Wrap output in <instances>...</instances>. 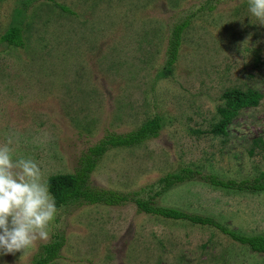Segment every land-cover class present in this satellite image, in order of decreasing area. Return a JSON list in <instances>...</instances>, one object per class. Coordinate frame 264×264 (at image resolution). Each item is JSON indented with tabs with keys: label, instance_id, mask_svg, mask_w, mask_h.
Wrapping results in <instances>:
<instances>
[{
	"label": "rangeland",
	"instance_id": "374dc122",
	"mask_svg": "<svg viewBox=\"0 0 264 264\" xmlns=\"http://www.w3.org/2000/svg\"><path fill=\"white\" fill-rule=\"evenodd\" d=\"M191 14L172 73L157 80L170 28ZM12 25L22 46L0 41V145L11 137L14 158L35 160L46 181L74 173L89 148L155 115L158 136L107 150L90 174L94 186L147 200L143 189L184 167L234 180L264 171V152L248 154L264 142V23L248 0H0V38ZM230 88L262 97L226 137H213L206 131ZM199 179L156 203L264 236V192ZM49 230L25 254H0V264H34L55 237L62 248L49 264H264L212 227L147 215L132 202L64 207Z\"/></svg>",
	"mask_w": 264,
	"mask_h": 264
},
{
	"label": "trees",
	"instance_id": "16d2710c",
	"mask_svg": "<svg viewBox=\"0 0 264 264\" xmlns=\"http://www.w3.org/2000/svg\"><path fill=\"white\" fill-rule=\"evenodd\" d=\"M63 12L66 8L61 7ZM16 11V10H15ZM20 12V11H19ZM189 17L179 23L174 24L169 30L167 47L165 51L164 65L156 75V79H165L172 73L173 67L178 58L179 50L182 45L183 35L190 26ZM0 41L8 46H22L21 28L19 26H10L1 36ZM262 96L253 89L242 90L241 88H230L224 91L221 98L222 105L216 108V120L211 124L207 134L213 137H226L227 128L238 114L246 108L256 107ZM162 129V119L155 115L147 119L137 129L126 134L109 135L105 140L100 141L97 145L89 148V154L80 161V167L72 174L54 175L48 178L47 183L51 194L56 200L57 208L63 209L67 206L82 205H103L108 207L121 206L127 202H132L138 212L160 217L173 221H187L194 225L207 226L220 231L223 235L228 236L233 242L246 246L250 252L258 255H264V236L244 234L231 231L218 223L211 217L199 215H189L181 210L160 206L156 203L155 198L162 196L178 184L193 182L195 179H201L211 187L226 192L233 193H261L264 192V171L260 172L252 180L242 179L234 180L222 178L218 175H202L198 166L184 167L176 172L168 173L160 178L155 184L147 189L148 199L140 197L139 193L130 195L112 190H106L94 186L90 180V174L95 168V164L103 154L110 148H134L144 144L150 139L158 136ZM197 133H200L196 131ZM256 150L264 152V142L257 139L253 147L248 151L249 155H254ZM199 179V180H200ZM140 191V192H142ZM151 193H154L151 195ZM63 239L55 237L51 243L43 245L38 258L34 264H49L56 260L59 251L62 248Z\"/></svg>",
	"mask_w": 264,
	"mask_h": 264
},
{
	"label": "clouds",
	"instance_id": "9594fccd",
	"mask_svg": "<svg viewBox=\"0 0 264 264\" xmlns=\"http://www.w3.org/2000/svg\"><path fill=\"white\" fill-rule=\"evenodd\" d=\"M249 12L264 23V0H248ZM10 137L0 145V254H25L50 238L58 216L56 200L38 163L14 158ZM58 227V226H57Z\"/></svg>",
	"mask_w": 264,
	"mask_h": 264
}]
</instances>
